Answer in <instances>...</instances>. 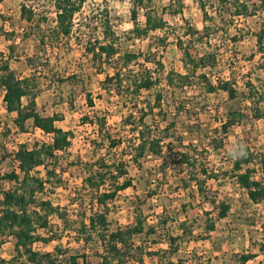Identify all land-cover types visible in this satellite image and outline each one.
Masks as SVG:
<instances>
[{
    "label": "rangeland",
    "instance_id": "374dc122",
    "mask_svg": "<svg viewBox=\"0 0 264 264\" xmlns=\"http://www.w3.org/2000/svg\"><path fill=\"white\" fill-rule=\"evenodd\" d=\"M242 1L249 3L255 15L236 18L229 27V34H221L219 30L217 36L210 40L204 39V45L196 44L193 53L212 51L217 54V66L204 71L212 83L235 79L238 90L243 92L247 90L245 83L251 81L264 92V86L259 81L263 79L264 74L260 69L262 54L257 43V33L263 22L264 12L259 10L260 0ZM145 2L169 24L166 31L170 35L167 48L159 55L165 64V73L171 70L185 73L184 56L175 41L178 36L183 37L185 41L194 40L190 36H184L189 26L204 34L205 22L199 0H145ZM211 2L213 4L208 10L214 21L209 25H213V28L214 25L227 27L216 12L217 1ZM22 6L32 9L35 13L33 25L23 18ZM134 7L135 0H87L81 12L75 17L72 35L63 38L59 49L55 50L50 46L43 47L39 41V25L42 32L56 25L54 0H4L0 4V55L5 54L8 57L12 48L14 51L13 59L10 61L12 69L21 76L37 78L34 95L23 100L24 107L28 112L39 114L41 117L62 116L64 120L57 122L56 126L74 135L71 147L65 152H58V171L62 175L63 183L58 187L48 186L53 191L44 196L55 206L68 209L70 215L78 211L77 205L73 206L77 201L83 203V208L80 207L79 211H87L90 214L89 209L96 194V189L85 184V179L94 171L92 164L101 152L97 154L91 143L96 137L94 128L83 125L82 117H93L96 113L106 112L108 126L113 135L123 136L125 132L122 121L133 106L131 102L141 105L142 101L151 100L154 93L144 92L141 100L133 101L111 97L108 94L110 84L103 86L102 82L107 75L114 73L112 68L105 65L102 70H96L91 55L86 52L90 35L102 37L100 18L103 10H108L111 25L120 37L121 52H144L154 37L165 35L164 32H157L143 39L133 36ZM173 11L181 13L173 15L171 14ZM44 18L48 19V23H45ZM226 19L229 21V16ZM145 23V10L139 8L137 20L139 29L144 30ZM28 59H33L35 63L33 67L29 66ZM71 76H75L76 79L66 82ZM201 87L197 84L196 88L181 94V101L191 110L190 118L183 116L180 119L182 128H185V125L187 127L189 139L186 144H194L200 148H203L201 145H205L209 151L207 164L216 172L232 170V161L238 153L237 146L240 142L248 144L258 160L264 156V121H243L241 125L232 127L224 136V147L219 153L209 150V142L205 137L213 134L216 128H220V121L226 117L229 96L220 91L208 94ZM87 93L92 94L96 103L95 108L88 107ZM3 96L4 93L0 90L2 145L0 160L5 156L1 169L3 173H7L16 167L14 153L21 145L32 147L36 142L52 143L54 136L45 133L39 127H34L33 119L27 122L28 133L20 132L15 124L17 115H11L6 111ZM174 101V97L169 99L171 103ZM246 113L250 115L249 110ZM197 126L202 128L195 133L189 131L192 127L197 129ZM177 130L176 135L184 132ZM166 161L151 158L143 170L130 167L129 177L133 180V187L120 193L116 200L110 203L109 221L112 229L134 226L138 208L142 210V219L146 221L145 228L157 227V234L151 236L144 234L135 238L137 245H142L145 251L163 254V258L144 256V264H242L240 257L247 254H255L257 257L246 264H264V252L261 250L264 248V201L259 204L249 201L245 191L232 175L227 177L221 175L220 181H209L206 186L209 198H216L218 202L227 201L231 205V211L226 218L221 219L218 218L219 211L214 210L212 218L216 224V231L206 233L204 231L206 218L203 213L205 210L212 211L214 206L209 199L200 194L191 197L192 190H183L180 181L183 175L179 174L175 166L172 170ZM40 171L42 176H45V170L41 168ZM254 177L264 183V174L260 169ZM105 189L103 186L100 190ZM184 204L188 206L187 214L183 213ZM186 220L187 227L193 230V235L182 241L178 254L172 256L163 235L168 230L175 236L182 235L179 226ZM55 225H59L57 220ZM56 247L79 254L81 261L85 260L88 264H100L101 260L97 256V253L101 252L99 246L93 242L85 247L84 244L77 243L69 233L64 234L60 241L37 243L34 246L35 250L41 253H54ZM0 257L7 261L15 259L13 239L0 246ZM61 259L63 263L66 262L64 258ZM17 264L31 263L23 258L17 261Z\"/></svg>",
    "mask_w": 264,
    "mask_h": 264
},
{
    "label": "trees",
    "instance_id": "16d2710c",
    "mask_svg": "<svg viewBox=\"0 0 264 264\" xmlns=\"http://www.w3.org/2000/svg\"><path fill=\"white\" fill-rule=\"evenodd\" d=\"M4 0H0V4ZM87 0H54L56 8V25L48 27L42 32L39 25V41L43 47L59 49L63 38H68L74 30L75 17L81 12ZM212 0H199L200 8L205 22L202 35L195 27L189 26L184 36L192 37L185 41L178 36L175 44L182 51L185 63V73L171 70L165 73V64L159 56L167 48L169 24L164 17L152 11L145 0H135L132 10V21L135 25L133 36L138 39L148 37L152 33L164 32V36L154 37L148 43L144 52H121L120 37L111 25L108 10H103L100 18L103 28L102 37L90 35L87 41L86 52L91 55V61L96 70H102L107 65L112 68L113 74L107 75L102 85L110 84L108 89L111 97H120L127 101L141 100L144 92H153L151 100L142 101L141 105L132 103L128 115L122 121L125 132L123 136H114L108 124V115L96 113L93 117H82V124L89 125L95 130V139L91 141L95 152L100 155L92 164L94 171L85 179V184L96 189L95 198L90 214L79 211L83 203L75 202L78 211L70 215L68 209L55 206L51 200L44 196L52 192L48 186H60L63 183L59 167V151H67L72 145L74 135L64 132L56 126L63 121L60 115L41 117L39 114L28 112L23 105L25 97L34 95L37 88L36 77H24L12 69L10 61L13 59V49L8 57L0 56V90L3 91L5 109L9 114H16L15 124L22 133H28L27 122L34 120V127H39L45 133L53 135L52 143H34L32 147L21 145L14 153L16 167L3 173L1 166L5 156L0 160V246L9 239L14 240L15 259L7 261L0 257V264H17L25 258L31 264H88L81 261L79 254L71 253L68 249L55 248L54 253H41L35 250L37 243L48 244L60 241L64 234L69 233L73 239L85 247L93 242L101 249L97 256L100 264H130L132 262L144 264V256H160V252L145 251L142 245H137L135 238L140 235L151 236L157 234V227L145 228V219H142V210L137 209V221L134 226L112 229L109 221L110 203L114 202L120 193L133 187V180L129 177V168L136 167L143 170L151 158L166 159L167 165L173 170L177 167L182 189L191 191V197L198 193L209 199L214 206L212 211H204L205 232L216 231V224L212 216L218 210V218H226L231 211L227 201L218 202L216 198H209L207 188L209 181H220L221 175L230 176L237 180L238 185L248 200L253 204L264 201V183L255 179L254 175L259 169L264 174V156H256L253 149L246 143L238 144V153L232 161L231 171L211 170L207 164L209 153L205 145L195 146L186 144L189 139L187 127H183L180 119L190 116L191 110L181 101L182 93L197 87L200 84L203 91L208 94L217 92L227 93L229 103L226 107V117L220 121V128H216L210 136L206 135L209 150L216 153L224 147V136L229 130L241 125L245 120L264 121V92L251 81L245 83L246 91L240 92L235 79L212 83L204 72L205 69L217 66V54L212 51L194 54L196 44L204 45V39H211L219 34H229V27L237 18L250 17L255 11L249 3L242 0H216L217 14L227 27L209 25L214 21L208 7ZM259 10L264 12V0H260ZM174 4V3H173ZM145 10V29L137 25L138 9ZM181 11H173V15ZM21 14L31 25L34 23L35 13L32 9L22 6ZM229 16V21H226ZM45 23H48V19ZM47 32V33H46ZM197 36V37H196ZM257 43L262 54L260 69L264 74V19L257 33ZM193 40V41H192ZM236 40V38H234ZM189 42V44H188ZM208 43V42H207ZM57 45L56 47H54ZM209 45V44H208ZM28 64L33 67V59H28ZM75 76L66 79L74 81ZM264 86V77L259 80ZM65 82V81H61ZM106 90V89H105ZM115 92V94H114ZM173 103L169 99L173 98ZM88 107L95 108L96 103L92 94L86 95ZM250 111V115L247 111ZM190 118V117H189ZM197 129H189L195 133ZM177 129L184 132L176 135ZM203 137H201V141ZM204 143V142H203ZM0 144V148H1ZM243 155H240V151ZM259 166V169H257ZM256 167V168H255ZM45 170L42 176L40 169ZM105 186L106 189H100ZM153 194L156 195L154 192ZM97 207L99 209H97ZM188 206L183 205V213L187 214ZM54 220V221H53ZM56 220L59 225H55ZM188 221H182L180 230L182 235H173L170 230L163 235L169 245L172 256L178 254L182 241L191 236L193 230L187 227ZM193 235V234H192ZM262 252L264 248L262 247ZM257 257L255 254L242 255L241 263L246 264ZM66 260L65 263L62 259Z\"/></svg>",
    "mask_w": 264,
    "mask_h": 264
},
{
    "label": "clouds",
    "instance_id": "9594fccd",
    "mask_svg": "<svg viewBox=\"0 0 264 264\" xmlns=\"http://www.w3.org/2000/svg\"><path fill=\"white\" fill-rule=\"evenodd\" d=\"M243 154H244V153H243V151L241 150V151H240V155H243Z\"/></svg>",
    "mask_w": 264,
    "mask_h": 264
},
{
    "label": "crops",
    "instance_id": "0c3cea01",
    "mask_svg": "<svg viewBox=\"0 0 264 264\" xmlns=\"http://www.w3.org/2000/svg\"><path fill=\"white\" fill-rule=\"evenodd\" d=\"M28 97H29V96H28ZM25 98H26V97H25ZM25 98H24V99H25ZM24 99H23V100H24ZM11 115H16V114H11Z\"/></svg>",
    "mask_w": 264,
    "mask_h": 264
}]
</instances>
